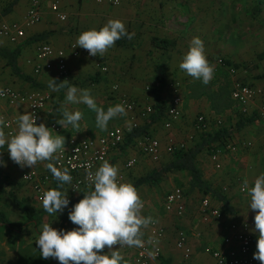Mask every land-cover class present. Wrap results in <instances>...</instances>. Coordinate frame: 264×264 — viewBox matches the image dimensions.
Wrapping results in <instances>:
<instances>
[{"label":"rangeland","instance_id":"obj_1","mask_svg":"<svg viewBox=\"0 0 264 264\" xmlns=\"http://www.w3.org/2000/svg\"><path fill=\"white\" fill-rule=\"evenodd\" d=\"M216 1L217 0H205L203 2H198L197 0V2H194L192 5H205L206 10L214 12ZM5 2L6 0L2 5V10L4 5H6ZM88 2L89 1L87 0H79L76 5V11L79 12V14L80 12L87 11L88 8L85 4ZM104 2L106 1L103 0V3ZM91 3L92 2H90V4ZM106 5V8L99 6L100 9L96 10L99 13H103L104 9L113 10L116 8L112 4ZM223 5H225L227 13L232 15V17L230 16L223 18L217 22H215L213 18H208L209 21H203V23L206 25V28L204 32H202L204 35L201 40L205 41L206 46L204 47V50L206 57L210 64L214 66V73L211 81L205 85L202 80L194 79L193 77L186 75L180 76L178 74L173 75L169 69V72L164 71L165 78L163 79L162 84H159V88L152 87L153 85H157L156 83L147 82V85L145 84L146 92L144 93H147L149 95L148 98H150V96L154 97L152 92L155 93L159 91L160 107L165 109L168 104H170L172 94L171 83L178 80L184 87L189 83L190 86L187 87L188 91L186 94L184 93V99H186V102H188L189 105L188 107L183 108L180 120L175 122L170 129H166L163 123L164 117L161 116L154 122V128L148 132L158 136L161 139L164 147H166L168 143H179L182 141L187 143L188 148L195 147V145H198L202 142L204 135L210 131H224L223 137L231 140H238V138H240V140L237 142H242L249 139L250 141L252 140V146L244 148V151L242 152L240 151L238 153L228 155L229 158L234 159L238 158L240 154H254L259 148L257 145V138L259 137L254 136L255 131L258 130L257 126L254 128H247V125H244L241 127V129L237 127L239 125L241 126V124L245 122L246 117L244 116L245 114L242 111L241 106L235 102L231 96L232 84L229 77L232 76L229 74L228 64L225 63V60L231 61L233 63L231 65H236L235 67L242 74V77H258V75H264V0H252L251 2H246V0H227L225 3H223ZM201 6L200 9H204ZM101 15L102 14L98 15V18L92 19L96 21L94 26H99L95 28L96 30L102 28L103 19ZM2 22L3 20L1 19L0 23ZM216 43L219 44V48H210ZM110 49L116 51V49L113 47ZM158 54H160V52H158ZM207 54L209 56H207ZM220 59L223 60V63L220 62ZM231 65L229 64V66ZM164 67L165 68H163V70L168 68L166 66ZM116 73L117 72L113 70V67H111L109 74L102 75L100 80L95 82H92L90 77H82L79 81L74 79L72 80V77H68L66 79L60 80L59 83L63 82L64 80H68V85L75 86L78 89H90L91 95L95 98L97 106L103 107L106 111L109 106L121 103L119 98L117 97L118 99H115V96H112L111 93V87L113 84H115L113 80H119V77L115 76ZM190 78H193L192 81L188 80ZM117 83L119 82L117 81ZM40 88L49 91L51 94L50 101L54 99L53 101L56 102V104L54 103L51 105L50 109V112L52 111L51 115L54 113L53 110L56 112L54 118L61 119L62 112L65 109L70 112L77 110L82 112L83 116L79 121V129H74L71 125H68L66 129L69 133L90 137V135L98 136L99 134L105 132V130H101L96 126V113L90 110L85 104H71L66 102L67 87L60 88L59 91H53L48 85ZM122 94L127 93L122 92ZM127 96L138 102L140 105H142L140 102L153 103L152 101H154L153 99L148 98H143L142 100L135 97L133 98L129 94H127ZM1 104L0 107L2 106ZM3 106L4 107L0 111V117L7 115L10 116L9 114L12 112L11 106H9V104H4ZM229 111L233 112V115H230ZM200 115H204L212 122L209 130L203 131L198 128L197 118ZM126 116L127 115L117 116L111 119L108 122L106 130H108L110 127L123 123L124 119H126ZM149 119H151V117ZM215 120H220L221 122L218 124L217 122L213 124V121ZM144 131L146 130H143L142 132ZM5 135L8 137L7 134ZM215 144H217V142ZM132 150L134 149L131 145L127 151L124 150L122 153L118 154V170L121 169L127 157L134 153ZM134 154L137 155L141 162L137 167L141 168L135 174H130V171H128L126 174V179L123 183L133 184L135 178L137 179V177L140 175L150 173L153 169L167 163L173 157V153L164 151L160 161L154 163L145 155L137 153L136 151ZM0 159L6 162L7 165L9 163V167L6 169L8 170L9 174L5 177L9 187H7V189L15 192L18 199L37 208L40 211L39 216L37 217V220L39 219L38 226L31 222L27 223V226L21 232H15L4 226H0V264H60V262L54 258L43 259L40 256V250L35 242L42 231L43 225L46 223L49 225L51 224V226L57 230H61V221L63 215L67 211H71L73 204H76L78 197H80L85 192H71L69 189L63 186V188L60 190L62 192L67 191L68 196L72 199L71 203H69L62 213L50 215L43 209L42 202L36 198L32 187L23 181L22 174L26 170H22L12 163L7 150V144H5L3 148H0ZM197 162L201 169L206 168L208 164L209 166L213 167L209 148L205 147L198 154ZM11 166L14 168L17 167V171H13ZM238 168L240 171L243 170L242 173H244V171L247 170V165H245V163H238ZM138 172L140 173L138 174ZM217 172L219 173L220 171H216V173ZM222 172L224 173V170H222ZM48 173L50 172L48 171ZM223 173L222 175H224ZM243 175H236L235 178L230 180L231 183L229 182L227 186H224L225 184H223V182L215 183L210 181V183L225 195H235L236 193H241L238 186L245 180L242 178ZM56 186L57 182L55 179H52L49 184V190L56 189ZM144 186L145 188H141L138 192L144 205L140 214L146 218L150 217L151 220L155 219L159 221L166 228V236L162 243V255L160 258L154 259L158 262L162 257H164L165 253H167V249H171L174 246V240L177 232V230H175L176 222L178 221L177 218L175 216L165 214L163 210L167 194L175 186H181L186 192L188 210L190 209V211H192V215L198 214L203 197H211V200L217 205L218 201L213 199L210 194H205L198 189L191 188L187 174L185 172H172L166 175L157 184H147ZM0 210L5 212L7 217L12 221H20L25 219L23 212L11 199L7 191H0ZM224 214V217L227 218L225 221H227L228 216H226L225 212ZM240 221L249 225V222L245 219H240ZM76 227L78 226L74 225L69 220L65 231H70ZM144 228L141 229V232L143 233L141 239L145 237V232L143 231ZM186 231L190 234L189 230ZM204 249L206 252V248ZM117 250L123 256V261H121V264H138L136 261L137 247L124 246L119 247ZM108 251L109 249L105 248L101 254H107ZM205 252L204 254L207 253ZM154 260H151L150 264H153L155 262Z\"/></svg>","mask_w":264,"mask_h":264},{"label":"crops","instance_id":"obj_2","mask_svg":"<svg viewBox=\"0 0 264 264\" xmlns=\"http://www.w3.org/2000/svg\"><path fill=\"white\" fill-rule=\"evenodd\" d=\"M30 1L31 0H20L17 6L13 8L12 12L7 15H4L2 10V5L4 4V2H0V21L2 19L3 21L8 22H22L27 14V10L30 6ZM78 1L79 0H62L63 8L68 14V20L66 22L58 20L51 9L46 5L43 9V18L41 22L28 27L26 29V36L20 41L11 42L6 38L0 39V49H20V54L17 61L18 66L23 73L22 75L13 73L12 69L9 66L5 65V59L0 56V73L2 75L1 77L4 84L10 85L20 91H30L37 87H45L47 85L49 86L50 79H56L57 83H59V81L62 79H58V70L56 68V65H54L52 69H44L39 74L34 72L33 63L29 62L28 60L30 59L35 61V44L39 41H49L57 47H66L70 43V41L77 40L80 32L82 33V31L84 30H91L99 27L98 25L94 26L96 24V21L92 19L98 18V15L102 14V27L110 19H119L125 24L127 32L134 35V38L132 39L133 41L131 40L130 45L113 46L116 51L110 49L104 55L109 62V66L113 67V70L117 72L115 76L119 77L120 80H113V82L115 83H117V81L119 82L118 85L120 89V91L117 92V95L114 98L118 99L117 97L123 95L122 92H125L133 98L135 97L142 100L143 98L149 97L147 93H144L146 92L145 84L147 85V82L156 83L159 88V84H162V81L165 78L157 76V66L162 68H165L164 66L168 67L164 71L169 72L170 69V72L173 73V75L178 74L180 76H189L184 71L180 70L179 64L181 63L183 56L189 50L192 39L194 37H199L200 39L203 38L204 34H202V32H204L206 28V25L203 23V21H209L208 18H213L214 21L217 22L220 21V19L230 16L232 17V15L227 13L225 5H223V3H225V1L227 0H217L214 7V12L206 10L205 5H192L194 2H197V0H119L120 3L118 6H115L116 8H114L113 10L104 9L103 13H99L96 9H100L99 6H103L106 8V4L111 5L109 3L110 0H105L106 2H102L103 4L97 2L96 0H87L89 2L85 5H87L88 9L87 11L80 12V14L76 11V5ZM203 1L205 0H198V2ZM248 1L251 2L252 0H246V2ZM90 2L92 3L90 4ZM200 6L204 9H200ZM154 37H160L162 39L164 38L166 42L169 43L170 51L167 50L158 54V50L160 49L154 45ZM120 40L122 41V38ZM202 41L205 47V41ZM210 48H219V44L216 43ZM207 56L209 55L207 54ZM68 68L69 74L67 77H72V80L74 79L77 81L81 80L82 77H90L91 75H96V72L98 70L94 60L87 59L85 57L73 58L70 55L68 56ZM239 76V78L243 82L255 87H261L264 91V75H258V77H242V74L240 73ZM229 78L231 79L232 84L233 77ZM192 79L190 78L188 80L192 81ZM189 86L190 85L188 83L187 86H182L181 88L183 96V108L188 107L189 105V103L186 102V99H184V93L186 94V92L188 91L187 87ZM152 87L154 88L155 85H153ZM152 95L154 97L150 96V98L148 99H153L154 101L159 99V91L155 93L152 92ZM53 100H49L46 108L43 110L41 123H44L49 128V131L52 133L53 137H55V133L50 129V125L54 122L57 123L56 121L58 120V118H54L56 113L55 110H53L54 113L52 115V111L50 112L51 105L54 103L56 104V102H54ZM154 101L152 102L154 103ZM262 102H264V95L258 97L256 101L252 103V113L250 115H244L246 117L245 122H243L241 126H237L239 127V129H241V127L244 125H247V128H254L255 126H257L258 130L255 131L254 136L261 138H257V145L259 146V148L256 150V152L258 153L255 152L254 154H240L238 158H229V154H235L240 151H244V148L246 147H242L237 152L226 153L221 157L223 164L222 169H216L213 163V167L209 166L208 164L206 168H200L202 170L204 179L208 183H210V181L215 183L223 182V184H225L224 186H227L229 182L231 183L230 180L235 178L236 175L242 176L245 173L242 178L248 181V185H253L255 178H257L261 174H264V132L261 129V120L258 117V107ZM140 103L144 105L148 102ZM0 104L2 105L0 107V111L4 107V104L8 105L6 101L1 99ZM11 108L12 112L9 115L16 117L17 120L20 114H24L25 111L29 112L28 106L26 104L11 106ZM229 113L230 115H233V112L229 111ZM129 117V113L127 112L126 119H124V122L120 125L129 123ZM139 122L141 124L140 127L145 128L144 130L146 131L144 132H148L149 130L154 128V122H151V119H139ZM216 122V120L213 121V124H215ZM3 130L6 134L5 129ZM63 131L66 136L78 135L75 133H69L66 128H63ZM106 131L107 130H105V132ZM105 132L101 134H104ZM90 137L97 136L90 135ZM226 139L231 140L228 138ZM238 140H240V138H238ZM238 140L232 139L231 141L237 142ZM248 141H250V139ZM131 145V143L126 145L121 152L112 153L111 157L108 159V162L114 166H118V154L122 153L124 150L127 151ZM133 149L134 150L132 151H134V153L135 151L137 153H140L135 147H133ZM134 153L130 156H137ZM140 163L141 162L138 159L137 165L130 170V174H135L141 168L137 167ZM238 163H245V165H247V170H245L244 173H242L243 170H239ZM48 164H52V160L38 162L33 168L27 166L19 168H21L22 170L36 168L37 170L42 172V174H45L48 173V171L51 173L48 168ZM7 167H9V163L8 165L6 164V166L0 165V171L3 173L4 177L8 176L9 174L8 170H6ZM11 168L13 171H17V167L14 168L11 166ZM222 170H224V173L222 172ZM216 171L220 172L216 173ZM173 172H185L187 174L188 181H190V174L188 172ZM139 173L140 172H138V174ZM222 173L224 175H222ZM144 175H140L139 177ZM139 177H137V179ZM144 185L147 184L136 187L137 192H139L141 188H145ZM212 186L214 187V185ZM225 196L231 206L230 210H227L222 202L215 199L216 201H218V205L213 201L212 205L214 207H219L223 211V216L222 218H213L209 222H205L202 220L200 207L198 214L192 215V211H190V209L188 210L187 197L186 211L181 217H178L173 213H168L167 211H165V208H163L165 214L175 216L177 218L178 221L176 222L175 230H177L178 228H185L186 230L190 231L191 235L189 234V243L193 248V258L190 261V264L213 263V258L210 254L204 251V248L211 247L225 249L226 246L224 245L223 238L231 233L229 224L234 218L239 220L245 219L249 222L250 230L253 235V253L257 251L256 244L258 233L252 231L255 228L254 216L256 215V212L249 208L250 196L248 194L243 195V193H236L235 195L228 194ZM224 212L226 213V216H228L227 221H225L227 218L224 217ZM143 231L145 232L144 238H147L149 233V225L145 227ZM203 251L206 254H204ZM154 261L153 262L155 264L181 263L182 255L175 246V240L174 246L171 249H167V253H165L164 257H162L158 262L157 260ZM257 262L258 264H261L260 261L257 260Z\"/></svg>","mask_w":264,"mask_h":264},{"label":"built area","instance_id":"obj_3","mask_svg":"<svg viewBox=\"0 0 264 264\" xmlns=\"http://www.w3.org/2000/svg\"><path fill=\"white\" fill-rule=\"evenodd\" d=\"M102 3L103 0H96ZM120 3V1H119ZM115 0H110V4L118 6ZM48 6L55 17L60 21H67L68 14L63 8L62 0H31L27 10L25 19L22 22H7L0 23V39L6 38L11 42H18L26 36V29L39 22L43 18V9ZM76 40L70 41L66 47H57L49 41H39L35 44V61L28 60L33 63L34 72L39 74L44 69H52L54 65L58 70V79L68 78V56L73 58L85 57L95 61L97 69L102 73L109 71V65L99 56H90L88 51L76 47ZM223 63V60L220 59ZM229 74L233 77L231 95L240 106L245 115L252 113L251 105L258 97L264 95L261 87H255L243 82L239 77V71L234 66H228ZM150 89L149 87H147ZM182 84L176 80L171 83V99L170 104L165 111L164 127L170 129L172 125L179 121L183 110V96L181 92ZM0 90L3 95L0 99L6 101L10 106L26 104L29 112H34L37 116V125L41 123L42 112L46 108L51 94L49 91L37 87L30 91H20L14 87L4 84L0 76ZM120 91L118 83L111 87L112 96H116ZM119 100L124 104L126 111L129 113V123L124 125H115L109 128L104 134L97 137H89L83 135L66 136L63 127L58 123H52L50 129L55 133V136L62 135L65 137V150H58L52 159V165L61 171L68 169L69 175L72 177L71 183H65L63 186L71 192H90L94 190L92 181L88 177V173L95 171L103 163L111 157L114 152H121L126 145L132 144L138 152L148 157L152 162H158L163 156L164 151L174 153L177 150L188 149L187 143L182 141L179 143H168L163 146L159 137L143 132L136 136L133 141L126 144L128 135L132 134L136 129L140 128L139 119L147 120L156 113L153 103L140 105L138 102L128 97L127 94L120 95ZM258 117L261 120V129L264 132V102L258 107ZM7 127H4L7 136L10 138L18 130V120L14 116L3 117ZM221 121L218 120L217 124ZM197 125L203 131L209 130L212 122L200 115L197 118ZM252 146V141L244 140L242 142H234L227 140L224 144L215 145L210 150V158L216 169H222L221 157L226 153L237 152L242 147ZM10 156V155H9ZM12 161V160H11ZM14 165L20 167L12 161ZM138 163V157L132 155L128 157L120 170H118V182L123 183L126 179V174ZM91 165L90 168L86 167ZM26 176V177H25ZM25 177V178H24ZM23 181L29 184L36 198L42 202L41 197L49 190V184L54 179L53 174H42L36 169H28L22 174ZM242 184L239 190L243 194ZM252 187L253 185H248ZM69 203L71 197L68 196ZM144 206V205H143ZM165 211L173 213L178 217L184 215L186 211V192L181 186L174 187L166 196L164 203ZM201 218L205 222L211 221L213 218H222L223 211L219 207L212 205L211 197H203L200 204ZM229 228L231 233L223 238L225 249L207 247L206 252L213 258L212 264H258L256 259H253V235L247 223L234 218ZM166 236V228L157 220H151L149 223V233L147 238H142V247H137L138 264H150L151 260L160 258L163 251V240ZM175 246L181 252L182 262L179 264H190L193 258V248L189 243V233L184 228L177 229ZM206 264V263H205Z\"/></svg>","mask_w":264,"mask_h":264},{"label":"clouds","instance_id":"obj_4","mask_svg":"<svg viewBox=\"0 0 264 264\" xmlns=\"http://www.w3.org/2000/svg\"><path fill=\"white\" fill-rule=\"evenodd\" d=\"M118 4L119 0H115ZM132 39L125 24L119 19H110L99 30L91 29L82 32L74 45L88 51L90 56L103 57L122 37ZM180 70L194 79L202 80L206 85L213 78L214 66L208 61L203 41L194 37L189 50L179 64ZM67 87L66 102L71 104H85L96 113V126L106 130L108 122L117 117L127 115L123 103L109 106L107 110L98 107L90 89H78L68 85V80L57 83L50 79L49 88L59 91ZM0 90V95H3ZM79 110L70 112L64 110L62 118L56 122L63 128L71 125L79 129L82 119ZM4 127L7 124L0 117V148L7 144L10 159L21 168H33L38 162L50 161L58 150H65V137H53L49 128L40 123L37 125V116L34 112L25 111L18 118V130L11 137H6ZM0 165L6 162L0 159ZM86 167L90 168L91 165ZM53 177L60 182L59 188L46 191L41 197L42 206L48 214L62 213L69 205L68 193L62 192L65 183H71L72 177L68 169L61 171L48 164ZM26 177V176H25ZM24 177V178H25ZM94 190L84 194L83 199L76 203L69 212V220L78 227L70 230H57L51 224H44L35 244L40 250L43 259L54 258L60 264H121L123 256L117 250L119 247H142L141 229L151 223V218L143 217L140 213L143 202L137 189L131 183L118 182V167L107 160L98 167L95 173H88ZM242 191L250 196L249 208L256 212L254 216L255 228L258 233L253 259L264 264V174L254 180L252 187L248 181L243 182ZM109 249L107 254H101Z\"/></svg>","mask_w":264,"mask_h":264},{"label":"trees","instance_id":"obj_5","mask_svg":"<svg viewBox=\"0 0 264 264\" xmlns=\"http://www.w3.org/2000/svg\"><path fill=\"white\" fill-rule=\"evenodd\" d=\"M4 1L5 0H0V2H4ZM19 1L20 0H9V1L6 0V2H5L6 5H4V8H3V14L7 15L10 12H12L13 8L15 6H17ZM79 34H81V32ZM133 38H134V35L132 36V39ZM132 39H128L127 37H122V41L121 40L116 41L114 46L130 45ZM127 40H128V42H127ZM153 42H154V45L160 49V50H158V52L162 53V52L169 50V43H167L164 38L162 39V38L154 37ZM19 54H20V49H18V48L0 49V56L3 59H5V61H6L5 65L9 66L12 69L13 73L18 74V75H22L23 73H22L21 69L19 68L18 61H17ZM101 58L105 62H107L109 65V62L107 61L105 56H103ZM225 63L228 64V66H229V64L230 65L233 64L229 60H225ZM231 66H234V65H231ZM156 70H157L156 73H157L158 77L159 76L165 77V73H164V70L162 67L157 66ZM110 71H111V66H109V71L107 73H102L98 69L96 72V75L90 76V80L92 82L98 81V80H100L102 75L109 74ZM0 76H2L1 73H0ZM155 87L157 88L158 86L155 85ZM153 105L155 107L156 113H154L151 116V122H155L161 116L164 117L166 108L168 107L167 106L165 109L160 107V100L159 99L154 101ZM163 111H164V113H163ZM157 114H159V115H157ZM144 129L145 128L140 127L138 129H136L132 134L128 135L127 140H126V144L130 143L131 141H133V139L136 136L143 133L142 131ZM223 136H224V131L223 132L222 131H217V132L210 131V132H208L207 134L204 135L202 142L200 144L195 145V147H190L186 150L175 151L173 153L172 159H170L167 163H165L159 167H156L155 169H153L152 172L136 179L135 182L133 183V186L136 188V187L143 185V184H150V185L157 184L159 181H161L170 172L186 171L190 174L189 183H190L191 188H194V189L197 188L198 190L202 191L205 194H210L214 199L222 202L224 207L227 210H230L231 206H230L229 201L227 200L226 196L220 190L213 187L210 183H208L204 179L202 170L200 169V167L198 166V163H197L198 154L205 147L209 148V152H210V150L216 145L215 144L216 142H217V145H220V144H224V142L227 141L226 137H223ZM55 181L57 182L56 188H59L60 182L57 181L56 179H55ZM0 191H3V192L7 191L8 194L10 195L11 199L18 205V207L21 209V211L23 212V214L25 216L24 220L12 221L7 217L5 212L0 210V226H4V227L8 228L9 230H12L15 232L23 231L24 228L27 226V223H30V222L33 223L34 225L38 226L39 219L37 220V217L39 216L40 211L37 208H35L29 204L24 203L22 200L18 199L15 192L7 189L6 179H5V177L1 171H0ZM87 193L88 192H85L80 197H78L76 203H78L81 199H83L84 194H87ZM74 205L75 204H73V206ZM69 212H70V210L67 211L62 217L61 230L65 231L66 225L69 221Z\"/></svg>","mask_w":264,"mask_h":264}]
</instances>
